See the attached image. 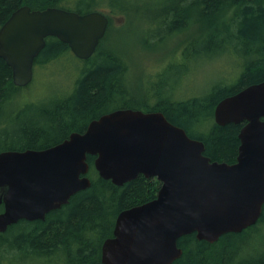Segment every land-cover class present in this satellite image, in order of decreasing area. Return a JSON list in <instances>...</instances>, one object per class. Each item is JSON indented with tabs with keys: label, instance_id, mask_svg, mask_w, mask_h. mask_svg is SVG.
Here are the masks:
<instances>
[{
	"label": "water",
	"instance_id": "obj_1",
	"mask_svg": "<svg viewBox=\"0 0 264 264\" xmlns=\"http://www.w3.org/2000/svg\"><path fill=\"white\" fill-rule=\"evenodd\" d=\"M109 25L101 11L25 5L0 28V57L11 67L14 85L25 88L47 38L59 39L86 61ZM214 118L219 126L246 122L233 164L212 161L204 142L162 112L133 109L104 114L50 148L1 152L0 234L21 220L44 221L90 188L89 156L99 176L117 186L142 175L161 183L156 198L118 215L102 246L104 264H173L183 255V236L213 244L255 226L264 210V81L221 100Z\"/></svg>",
	"mask_w": 264,
	"mask_h": 264
},
{
	"label": "trees",
	"instance_id": "obj_2",
	"mask_svg": "<svg viewBox=\"0 0 264 264\" xmlns=\"http://www.w3.org/2000/svg\"><path fill=\"white\" fill-rule=\"evenodd\" d=\"M147 2L159 8L163 34L155 38L157 42L166 43L173 35L196 27L180 49L182 59H193L190 49L207 42L242 56L238 84L215 88L208 97L204 93L181 100L176 97V89L178 93L173 94L176 84L161 79L151 83L144 94H137L125 58L107 44L112 21L104 8L107 5L112 14L126 17L128 5L135 3L138 7ZM25 5L33 10L59 7L81 14L102 11L110 19V30L93 57L84 61L86 66L79 72L71 93L44 109L41 117L21 120L16 132L0 133L5 139L2 151L46 149L73 132H85L91 121L104 114L133 109L162 112L191 138L204 142L205 155L212 161H237L242 126H219L213 121L214 110L222 98L264 80V0H0V28ZM69 53L67 44L49 37L35 64L45 65ZM23 89L14 85L12 69L0 57V130L6 124L3 118L7 119V107L15 103ZM20 113L11 115L12 120L25 117V110ZM94 161L95 157H88L90 188L50 212L44 221L21 220L0 234V264H104L102 246L113 236L118 215L156 198L161 183L156 178L140 176L117 186L99 176ZM263 233L264 210L255 226L242 233L226 234L213 244L198 240L195 234L183 236L179 240L183 255L173 264H264V240L257 241Z\"/></svg>",
	"mask_w": 264,
	"mask_h": 264
},
{
	"label": "rangeland",
	"instance_id": "obj_3",
	"mask_svg": "<svg viewBox=\"0 0 264 264\" xmlns=\"http://www.w3.org/2000/svg\"><path fill=\"white\" fill-rule=\"evenodd\" d=\"M135 5V3L128 5L129 14L126 17L112 14L113 11L107 5L104 12L110 15L112 21L107 44L112 45L117 53L125 58L129 68L127 73L137 94H144L151 83H159L161 79L176 84L173 94L176 95L179 92L176 97L181 100L195 95L204 96L201 95L204 93L208 97L215 88L233 87L238 84L241 78L242 56H234L231 51L223 50L207 42L190 49L193 59H182L180 49L184 48L190 36L194 35L196 27L173 35L167 39L166 43H159L155 39L163 34L159 26L161 18L159 8L151 2L138 7ZM195 51L201 55L197 56ZM174 56L177 58H173ZM173 60L176 62H172ZM85 66L86 62L77 59L72 53L45 65L35 64L32 83L18 92L14 99L16 101L13 105L17 103L20 104L19 107L16 105L7 107V119L3 118L6 124L0 133L2 131L16 132L21 120L24 121L29 116L41 117L44 109L73 91L78 74ZM24 110L25 117L22 116L19 121L12 120L11 115L19 116ZM209 118L212 119L211 115ZM211 123L212 120L209 124ZM4 142V136L0 134V152L4 148ZM92 174L95 175L94 172ZM260 240H264V233L257 239V241Z\"/></svg>",
	"mask_w": 264,
	"mask_h": 264
},
{
	"label": "flooded vegetation",
	"instance_id": "obj_4",
	"mask_svg": "<svg viewBox=\"0 0 264 264\" xmlns=\"http://www.w3.org/2000/svg\"><path fill=\"white\" fill-rule=\"evenodd\" d=\"M264 81V80H263ZM262 82V81H261ZM258 83H260V82H258ZM256 84V83H255ZM253 85V84H252ZM236 94V93H235ZM232 95H234V94H232ZM231 96V95H230ZM228 97V96H227ZM224 98H226V97H224ZM224 98H222L221 100H223ZM220 100V101H221ZM219 101V102H220ZM218 102V103H219ZM142 111H144V110H142ZM145 112H160V111H145ZM214 121H215V118H214ZM215 123H216V121H215ZM217 124V123H216ZM246 124V122H244V123H240V124H238V125H241L242 126V128L244 127V125ZM242 128H241V130H242ZM241 132V131H240ZM240 144H241V142H240ZM54 146V145H53ZM50 147H52V146H50ZM50 147H48V148H50ZM1 153V152H0ZM239 153V152H238ZM232 164V163H231ZM143 176V175H142ZM145 177V176H144ZM157 179V178H156ZM158 180V179H157ZM4 209H5V206H4V203H2V204H0V213H2V212H4ZM23 221V220H22ZM26 221V220H25ZM16 225V224H15ZM13 226V225H12ZM11 227V226H10ZM1 234H3V233H1Z\"/></svg>",
	"mask_w": 264,
	"mask_h": 264
},
{
	"label": "bare ground",
	"instance_id": "obj_5",
	"mask_svg": "<svg viewBox=\"0 0 264 264\" xmlns=\"http://www.w3.org/2000/svg\"><path fill=\"white\" fill-rule=\"evenodd\" d=\"M55 257V256H54ZM50 258H51V256H50ZM53 261V260H52Z\"/></svg>",
	"mask_w": 264,
	"mask_h": 264
}]
</instances>
